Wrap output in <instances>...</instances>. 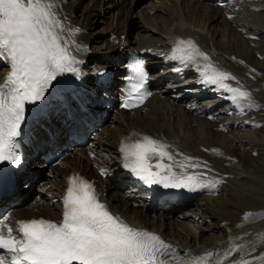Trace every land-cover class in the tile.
Wrapping results in <instances>:
<instances>
[{
    "label": "bare ground",
    "instance_id": "1",
    "mask_svg": "<svg viewBox=\"0 0 264 264\" xmlns=\"http://www.w3.org/2000/svg\"><path fill=\"white\" fill-rule=\"evenodd\" d=\"M55 2L65 25L80 29L70 37L74 41L73 54L80 61L77 65L78 74L67 75L71 79L77 77L83 81L84 96L96 104L94 115L99 119L98 126L107 120V117L98 118L105 110L103 105L107 101H101L93 92L105 89L101 86V77L105 74H118V81L123 78V56L128 50L136 49L146 54L147 60L152 64L163 66H152L151 71L155 78L153 96L137 111L125 112L117 109L114 94L118 84L116 80L107 90L110 96L108 102L115 107V121L110 120L109 125L105 126L108 134L102 131L95 136L97 138L88 137L87 146L75 154L66 156L55 167L45 166L43 162L35 163L37 166H33L34 168L46 170L41 171L39 176L44 177L46 184L49 183L51 187L46 190L45 186L40 187L34 197H26L18 189L4 203L7 212L2 216L3 223L15 228L16 222L21 220L42 217L59 220L62 216V199L67 187V178L72 173H81L95 181L101 198L110 205L113 214L120 216L131 226L168 239L185 253L191 251L193 254H204L206 251L214 253L216 250L224 252L234 246L244 249L229 257L233 264V258L256 259L264 255V239L256 238V234L261 233L259 229L264 226V201L253 200V197L264 198V185L255 180H247V176L242 174L231 173V168L235 166H239L246 173H264V28L258 22L259 17L250 14L251 11L264 12V0H237L225 5L218 4V0H169L171 5L167 3L165 7L160 4H166L165 0H152L153 3L157 2V9L143 10L149 15L148 25L151 24L150 18L154 17L155 13H162V8L169 12V17L164 20L165 26H141L143 33L156 36L157 43L148 39H141L137 43L127 41L126 24L129 18L135 15L133 0ZM239 5H242L243 9ZM168 6L174 10L166 9ZM240 8L242 10H236ZM90 20L96 21V27L103 26L100 37L88 34ZM181 36L198 39L201 48L211 55L214 66L236 77L243 89L251 93L256 106L251 110L245 108L241 113L239 108L227 99L228 94L223 90H218L215 85L200 83L199 74L194 68H183L179 62L170 60L172 50ZM99 40L103 54H98L97 51L96 54L95 48L89 49L91 43H98ZM8 72V65L0 62V83H3ZM181 78L193 79L192 84H179ZM226 83L238 86L235 81ZM165 85L167 88H164ZM176 89L182 91L176 92ZM182 94H188L189 97L181 98ZM218 95L220 99L215 106L199 105L201 102H212V97ZM191 98L193 101L196 99L197 103H187ZM242 103L246 104L247 101ZM220 105L230 108L225 112L224 109L219 110ZM234 112L240 114L242 120H231ZM54 115L57 128L55 147L59 153L65 154V147L71 149L66 134L69 121L59 105L54 109ZM182 117L183 125L174 126ZM112 123L122 126L118 136L115 130L111 129ZM134 123L136 125H133ZM246 128L250 130L244 134ZM135 130L170 145L168 151L182 154L176 157L177 160L182 161L184 156H187L195 158L193 163L206 161L207 167L212 170L208 173V178L219 181L216 189L211 192L207 189L195 192L182 189L191 196V200L205 195L197 201L193 209H189V202L173 204L170 201L172 193L161 196L157 192L138 190V179L123 167L119 151L120 143ZM203 133L206 138L201 136ZM240 134L242 138H238ZM35 136L33 145L28 150L32 159H35L37 153L46 145V135L40 129L36 131ZM98 149L110 154L109 160L98 159ZM234 157L238 158L237 162L233 160ZM219 158L220 162L217 160ZM151 162L155 164L156 159ZM164 162L168 163L167 160ZM176 170L179 171L178 168ZM102 171L105 175L101 174ZM23 176L31 187L39 181V176L27 171ZM231 177L240 183H235L234 179L230 180ZM124 186H130V189L139 192L137 195L122 194L120 187ZM143 195L149 196L148 200H144ZM211 195L216 196L213 198ZM243 195L246 197L242 198ZM223 196L227 198L223 199ZM188 214L189 218L201 224L216 227L220 236L206 238L203 234L205 231H202L198 247L196 243L188 241V238L182 248L179 247L176 242L180 239L177 232L179 219ZM230 215L233 217L229 218ZM0 232L6 234V228L2 225ZM225 264H228V261H225Z\"/></svg>",
    "mask_w": 264,
    "mask_h": 264
},
{
    "label": "snow or ice",
    "instance_id": "2",
    "mask_svg": "<svg viewBox=\"0 0 264 264\" xmlns=\"http://www.w3.org/2000/svg\"><path fill=\"white\" fill-rule=\"evenodd\" d=\"M79 31L65 25L55 0H0V62L9 67L0 83V164L19 166L21 162L18 138L26 105L43 101L58 77L78 74L80 61L73 54L70 37ZM169 59L183 68H194L200 83L223 90L241 113L256 106L236 77L216 68L193 40L178 39ZM144 63L137 60L130 65L134 75L128 77L130 86L122 105L126 109L141 106L151 95ZM134 136V141L130 137L122 142L119 151L123 167L140 181L189 192L216 189L219 181L208 178L212 170L206 161L193 163L195 158L187 156L177 160L182 154L168 151L171 146L163 141L146 134ZM67 184L59 223L30 219L17 221L13 228L0 220L6 228V234L0 232V264H233L229 257L244 250L234 246L224 252L179 254L160 235L131 226L113 214L92 182L74 174ZM233 259L235 264H264V255Z\"/></svg>",
    "mask_w": 264,
    "mask_h": 264
},
{
    "label": "rangeland",
    "instance_id": "3",
    "mask_svg": "<svg viewBox=\"0 0 264 264\" xmlns=\"http://www.w3.org/2000/svg\"><path fill=\"white\" fill-rule=\"evenodd\" d=\"M166 4L164 3H160L163 7H165L167 5V3L169 2V0H165ZM170 3V2H169ZM168 3V4H169ZM151 4H153L154 6H151ZM171 5V4H169ZM133 6H134V13L135 15L133 14L131 18H129L127 24H126V39L127 41L129 42H136L137 41L139 42L141 39L144 40V39H148L149 41L153 42V43H157V38L156 36L154 35H148V34H145L143 33V31L141 30V26L143 25H147V26H152V27H155V28H158L160 25H163L165 26V21L167 17H169V12L167 13L166 11H164V9L162 8V13H155V16L154 17H151L150 18V25L147 24V22H149V15H147L148 13H146V11H143V10H147V9H153V10H156V6H157V2L153 3L152 0H133ZM239 7H242L243 9V6L242 5H239ZM166 9H169L170 11L171 10H174L173 7L171 6H168ZM241 8L240 9H236L237 11L239 10H242ZM176 12V11H175ZM251 15L253 16H257L259 17V24L263 26L264 28V12H254V11H251L250 12ZM152 15V13H150V16ZM89 25H90V29L88 32V34H95L96 38L100 37L101 35V27L103 28L102 25H99L96 27V21L93 22V20H90L89 21ZM249 25V24H247ZM91 32V33H89ZM147 35V36H146ZM144 37V38H143ZM146 37V38H145ZM152 39V40H151ZM156 40V41H155ZM101 40L97 41L98 43H91L89 45V49L90 50H93L95 48V53L97 54V52H99L98 54H103V47L101 46V43H99ZM134 46V45H133ZM97 51V52H96ZM158 67L159 66H163L162 64H156ZM90 67V65H89ZM168 74V73H167ZM170 74V72H169ZM119 77V75H116L115 76V80ZM191 78H187V80L185 78H181V82L179 84H184V86H187L189 84H192L191 82L193 81V79ZM190 81V82H189ZM164 86V85H163ZM164 88H167V85H165ZM178 91H182L180 89H176V92ZM180 95V94H179ZM183 95V94H182ZM188 94L186 95H183L181 96V98H184V97H187ZM107 96V94L104 92V91H99L98 93V97L99 99L101 100H104L105 97ZM194 98V97H192ZM189 99L187 103H190V104H196L197 103V100L195 99L194 101ZM211 99V98H209ZM220 99L219 95L218 96H213L212 97V102H209L211 100H208V104H206L205 102H201V104L199 103V105L201 106H215L217 103H218V100ZM203 103V104H202ZM170 106V104H168ZM220 105L219 107V110L220 109H224L225 112L229 110L230 107H227L226 105L225 106H222ZM172 108V106H170ZM234 115L232 116L231 120H236L239 118V120H242L240 119V114L237 115L235 114V112L233 113ZM112 117V119H111ZM115 118V111H111L109 112V114L107 115V120L106 122H104L98 129L97 131H95L94 133H92L90 135L91 138H94L95 136L98 135V133H102V131H104L106 134H108L107 132L108 131H105V126L109 125L110 123V120H114L113 119ZM216 118H213V120H215ZM173 121V120H172ZM182 121V122H180ZM108 123V124H107ZM184 123V117H182L181 119H179L178 121H176L174 123V126H176V124H179V126L183 125ZM133 125H136V123H134ZM116 128H115V127ZM122 127V126H121ZM121 127L119 126V124L117 123H112V128L113 130H115V134H117V136L120 134L119 133V129H121ZM104 128V129H103ZM250 130V128H246L245 129V132L243 131V133H247L248 131ZM201 132V131H200ZM189 135V134H187ZM201 136L205 137L206 138V135L203 133L201 134ZM97 138V137H95ZM238 138H242L241 134L238 135ZM90 141V140H89ZM87 142V141H86ZM88 144H84L83 146H78L77 147V150L75 149V152L74 154L81 148H84V146H87ZM99 155V158L98 159H101L103 161H106V160H109V157H110V154H108L107 152L103 151L102 149H98V153ZM238 158L234 157L233 160L235 162H237L238 160H236ZM219 162H220V158L217 159ZM34 166V162H32L30 164V168H32ZM241 168H239V166H235V168H231V173H236V174H242L243 176H247V180H252V181H257V182H260L264 185V173H246L245 171H243L242 169L240 170ZM30 173H33L37 176L40 175L41 171H46L45 169H40V168H34L33 169H29ZM240 171V172H239ZM234 178L231 177L230 180H233ZM235 183H240V181H236L234 179ZM254 181V182H255ZM246 182V181H245ZM45 183V184H44ZM244 184H240V186H243ZM246 185V184H245ZM244 185V186H245ZM45 186V190L46 189H49L51 187V185L49 183L46 184V182L44 181V177H40L39 176V181L37 184H35V186H30V188L28 187L27 189L25 188V182H23L21 184V189L24 190L23 192L25 193V196L26 197H34L36 196V192H37V189H39L40 187H43ZM250 185H247V187H249ZM130 186H124V187H120V193L122 194H127V195H130V194H133V195H137V193L135 191H133L132 189L129 188ZM246 187V188H247ZM122 188V189H121ZM142 196V195H141ZM216 196V195H215ZM215 196L211 195V197L215 198ZM244 196V195H243ZM205 195H202V196H197L196 198L192 199L191 198H187L185 202H189V205L190 208L189 209H193L195 206V204L197 203V201L200 199V198H204ZM246 196L242 197V198H245ZM143 198L144 200H148L149 196L147 195H143ZM222 198V196H221ZM227 196H223V199H226ZM242 200H245L246 199H242ZM253 200H258L259 202H263L264 201V198H261V197H253ZM158 214H156L157 216ZM155 216V217H156ZM190 214L186 215V216H183L181 217V219H179V226L177 227V232L179 233V237L180 239L177 240V244L179 245V247L183 246L185 244V239L188 238V241H191V243H196L197 247L199 246L200 244V235H201V232L202 231H205V233H203L205 235L206 238H216L218 236H220V233L218 232V229H215L216 227H208V225L206 226V224H201L200 222H197L196 220L192 219V218H189ZM203 216V215H202ZM230 217H233V216H229ZM156 219V218H155ZM153 223V221H151ZM156 222V220H155ZM181 222V223H180ZM263 225V224H261ZM263 229H259L261 233L258 232V236H256L257 239L261 240L263 237H264V226L262 227ZM173 234H174V231H173ZM232 235V234H231ZM230 235V236H231ZM216 236V237H215ZM184 237V238H183ZM233 237V235L231 236ZM261 239H260V238ZM168 240V239H167ZM181 244V245H180ZM182 248V247H181Z\"/></svg>",
    "mask_w": 264,
    "mask_h": 264
}]
</instances>
